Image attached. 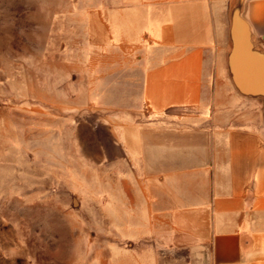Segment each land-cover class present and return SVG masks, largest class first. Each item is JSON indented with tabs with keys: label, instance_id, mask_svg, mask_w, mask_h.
Here are the masks:
<instances>
[{
	"label": "crops",
	"instance_id": "obj_1",
	"mask_svg": "<svg viewBox=\"0 0 264 264\" xmlns=\"http://www.w3.org/2000/svg\"><path fill=\"white\" fill-rule=\"evenodd\" d=\"M108 12L124 99L108 119L107 158L123 164L107 179L109 225L187 264H264V0Z\"/></svg>",
	"mask_w": 264,
	"mask_h": 264
},
{
	"label": "rangeland",
	"instance_id": "obj_2",
	"mask_svg": "<svg viewBox=\"0 0 264 264\" xmlns=\"http://www.w3.org/2000/svg\"><path fill=\"white\" fill-rule=\"evenodd\" d=\"M121 8L0 0V264L188 262L107 219L108 175L123 171L107 158L124 101L108 11Z\"/></svg>",
	"mask_w": 264,
	"mask_h": 264
}]
</instances>
